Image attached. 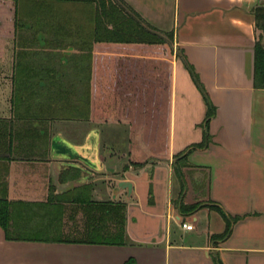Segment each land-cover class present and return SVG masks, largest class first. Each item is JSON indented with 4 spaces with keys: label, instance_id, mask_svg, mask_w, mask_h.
Returning a JSON list of instances; mask_svg holds the SVG:
<instances>
[{
    "label": "crops",
    "instance_id": "1",
    "mask_svg": "<svg viewBox=\"0 0 264 264\" xmlns=\"http://www.w3.org/2000/svg\"><path fill=\"white\" fill-rule=\"evenodd\" d=\"M122 1L167 43L118 50L115 108L104 97L98 112L77 111L86 81L75 63L19 66L31 77L21 86L37 90L14 99V35L2 37L0 199L64 198L65 211L121 204L126 240L9 241L0 227V264H264V89L254 80L264 0ZM65 84L61 109L41 88ZM70 214L67 227L82 230L83 213Z\"/></svg>",
    "mask_w": 264,
    "mask_h": 264
},
{
    "label": "trees",
    "instance_id": "2",
    "mask_svg": "<svg viewBox=\"0 0 264 264\" xmlns=\"http://www.w3.org/2000/svg\"><path fill=\"white\" fill-rule=\"evenodd\" d=\"M254 16L256 27L262 33L256 44L254 80L257 88L264 89V4L254 10ZM9 17H12L10 21ZM7 34L14 35L15 43L14 99L24 98V92L29 91L31 94L37 90L21 86L22 79L29 81L31 77H27L29 73H25L26 77L21 75L19 66L75 63L76 66L82 67V70L73 72L77 80L80 79L83 86L86 81L85 87L82 88L80 82H77V111L90 108L94 112L99 111L100 102L104 97L110 102V107L115 108L117 105L118 88L112 81H115L118 75L115 55L119 49L122 51L130 48L132 51L153 46L163 47L167 43L156 29L147 25L140 15L122 0H0V50L4 45L2 37ZM70 48L78 50L80 54L70 56L67 53ZM47 49H61L65 52H56L52 56L39 54L41 50L44 52ZM107 63L111 67L110 72H103L102 65ZM37 74L32 72L31 75ZM50 74L56 72L50 71ZM105 74L108 75L110 83L107 87L108 97L104 96L106 89L99 86V81L101 77L104 79ZM89 83L92 85L89 86ZM41 90H49L48 95L59 98L57 106H61V109L64 105L67 106V84L61 88L45 87ZM52 92L56 94H51ZM51 97L47 98L52 99ZM140 145L143 146L141 137ZM144 165L136 164L138 167ZM67 202L69 201L64 198L49 200L47 203L0 199V227L9 241L124 244V205L111 202L96 205L84 201L91 204L89 208L92 211H65L64 204ZM70 212L83 213L82 230L76 231L67 227L66 221L70 220ZM228 232L229 229L222 237L227 236Z\"/></svg>",
    "mask_w": 264,
    "mask_h": 264
},
{
    "label": "water",
    "instance_id": "3",
    "mask_svg": "<svg viewBox=\"0 0 264 264\" xmlns=\"http://www.w3.org/2000/svg\"><path fill=\"white\" fill-rule=\"evenodd\" d=\"M118 187H119L120 189L127 190L129 193H132V190H133V185H132V183H130V182H126V181H124V182H120L119 185H118Z\"/></svg>",
    "mask_w": 264,
    "mask_h": 264
},
{
    "label": "built area",
    "instance_id": "4",
    "mask_svg": "<svg viewBox=\"0 0 264 264\" xmlns=\"http://www.w3.org/2000/svg\"><path fill=\"white\" fill-rule=\"evenodd\" d=\"M183 228L185 229V230H192L193 229V225L192 224H188V223H185V224H183Z\"/></svg>",
    "mask_w": 264,
    "mask_h": 264
},
{
    "label": "rangeland",
    "instance_id": "5",
    "mask_svg": "<svg viewBox=\"0 0 264 264\" xmlns=\"http://www.w3.org/2000/svg\"><path fill=\"white\" fill-rule=\"evenodd\" d=\"M8 8L10 7V5L7 6ZM12 19V17L10 18L9 17V21ZM261 33V32H260ZM264 43V40L262 41ZM0 53H1V50H0ZM1 56V55H0Z\"/></svg>",
    "mask_w": 264,
    "mask_h": 264
}]
</instances>
